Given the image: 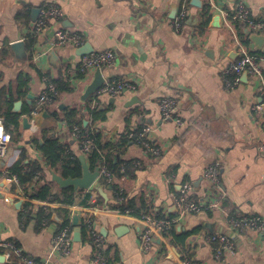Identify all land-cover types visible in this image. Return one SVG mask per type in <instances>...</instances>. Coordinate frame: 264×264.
<instances>
[{"label":"crops","instance_id":"obj_1","mask_svg":"<svg viewBox=\"0 0 264 264\" xmlns=\"http://www.w3.org/2000/svg\"><path fill=\"white\" fill-rule=\"evenodd\" d=\"M46 1L61 6L64 16L51 19L48 27L34 36L39 16L34 20L33 10ZM201 1L203 6L196 7L189 0V15L177 31L171 15L182 0H0V115L9 113L19 120L18 126L12 122L5 125L13 140L0 161V242H16L31 257L49 259L51 264H95V246L81 225H73L69 256L52 251L65 218L56 211L47 217L42 207H66L72 217L77 213L81 221H94L105 238L106 258L122 264H183L184 257L191 258L193 264H264V237L229 223L231 217H264V150H260L264 108L255 109L263 100L260 81L248 73L237 85L228 87L222 75L245 52L264 55V41L257 48L249 28L231 20L239 0ZM244 1L254 18L264 19V0ZM205 7L210 8L208 23L203 17ZM60 28L81 35L84 42L54 47ZM29 37L36 39L35 44L32 50L27 48L26 59L20 58L11 44ZM87 43L93 52L110 49L116 55L111 65L101 67L105 80H129L136 88L119 96L97 98L93 94L82 99L97 70L78 73ZM56 80L73 89L58 91L42 106L36 117L37 131L24 128L23 115L30 114L48 83ZM29 94L34 95L31 102ZM163 97L175 98L184 124L162 116L159 102ZM19 101L20 114L14 111ZM89 105L98 107L105 119L94 121ZM70 108L82 109L84 124L87 120L85 125L101 131L104 142L118 143L129 131L150 126L152 141L161 154H147L144 147L131 141L121 157L132 162L133 173L107 181L119 190L98 178L89 189L77 190L71 206L32 199L14 166L25 149L24 171L34 159L46 165L45 156L33 142L35 137L58 135L75 155L84 154L63 121ZM216 161L221 164L218 191L205 177ZM45 177L54 181L51 172ZM185 183L192 184L189 194L206 205L204 211L180 215L175 197ZM54 187L60 188L56 181ZM89 193L91 199L85 204ZM118 202H129L141 214L173 219L171 230L155 232L152 247L144 249L140 234L145 223L139 216L115 209ZM213 204L217 206L209 207ZM76 230L81 233L77 241ZM211 234H225L234 243L235 252L226 250L217 257L216 243L207 239ZM4 253L1 249L0 264H20Z\"/></svg>","mask_w":264,"mask_h":264},{"label":"built area","instance_id":"obj_2","mask_svg":"<svg viewBox=\"0 0 264 264\" xmlns=\"http://www.w3.org/2000/svg\"><path fill=\"white\" fill-rule=\"evenodd\" d=\"M189 15V0H182L179 5L176 16L171 20V24L177 31H179ZM64 16V11L61 6L55 2L46 1L40 7L39 18L34 24V36H39L49 25L51 19L59 20ZM232 21H236L246 25L251 31L264 34V19H256L252 15L249 5L244 0H239L233 14L230 15ZM83 37L69 29L60 28L56 31L55 39L52 43L54 47L62 46L67 43L80 46L83 43ZM114 51L100 50L85 54L81 57V63L78 68L79 75L86 74L92 68L102 67L104 65H111L115 60ZM244 72H248L260 81V93L262 102L255 105L256 110L264 108V55L245 52L236 61L232 62L223 70V78L228 87H234L240 81ZM135 83L125 79H117L112 81H105L102 87L95 93L99 98L101 95L119 96L125 91L134 90ZM58 93L57 86L53 82H49L47 88L42 92L37 101V106L30 112L29 118L31 129L38 130L36 117L42 112V106L53 99V95ZM159 108L162 116L165 119H173L178 124H184L182 118L178 115L177 102L173 97H163L159 102ZM95 127H91L90 131L82 132L80 125H75L72 130V135L75 139L82 138L81 150L84 154H89L95 147V140L91 133ZM153 129L146 126L139 130H131L128 133V138L134 140L137 144L144 147L147 154L160 155V149L155 146L152 141L150 133ZM12 143V136L5 127V118L0 115V161L7 154V151ZM260 150H264V141L260 145ZM102 153V150H98ZM137 164L140 161H135ZM220 162L212 163L206 170L205 177L210 182L213 190L221 189L220 178ZM28 167V166H27ZM26 167V168H27ZM108 177V180H113L114 176L108 168L107 162L103 161L99 167V176ZM193 189L191 183H185L179 196H176V205L179 208L180 215L190 212H202L205 210L206 205L202 202L193 200L189 194ZM122 194V192H121ZM120 200H123L121 195ZM218 204V203H217ZM217 204L209 205V207L217 206ZM128 210L126 213H130ZM72 215L70 223L62 226L55 236L53 252H60L63 256H69L73 245V221ZM139 218L145 223V227L141 231L140 238L143 248L148 250L153 245V236L155 232L167 233L174 223L173 219L158 218L151 213H143ZM84 221L88 225V231L91 240L95 246L94 263L95 264H122L121 262L109 260L104 254L105 238L97 230L94 221L90 218ZM229 223L238 230H251L260 233L264 237V217L261 215H250L241 217H231ZM207 239L216 243V256L220 257L224 251L228 250L231 253L235 252L234 243L225 234H211ZM5 250V255L12 261L16 260L20 264H51L50 260H39L28 255L23 247L13 241H1L0 250ZM183 264H193V260L188 257L183 258Z\"/></svg>","mask_w":264,"mask_h":264},{"label":"trees","instance_id":"obj_3","mask_svg":"<svg viewBox=\"0 0 264 264\" xmlns=\"http://www.w3.org/2000/svg\"><path fill=\"white\" fill-rule=\"evenodd\" d=\"M203 12V17L205 18L204 22L208 23L210 18V8L205 7ZM35 41L36 39L32 37L26 39L28 50H32ZM53 83L56 84L57 91H69L73 89L69 83H65L61 80H56ZM88 112L92 115L94 121L105 119L103 112L98 110V107L93 108L89 105ZM2 116L5 118V125L8 122H12L15 126L19 125V120L13 117L11 114L7 113ZM84 120L85 115L83 114V110L78 108H70L66 111L63 117V121L65 125L68 126L69 130L72 131L75 125H80L83 133L91 130V126L85 125ZM91 135L95 140V147L88 154L90 167L92 169H96L98 166L100 167L103 161H105L107 162L108 168L115 178L133 173L134 166L132 165V162L125 161L121 157L123 148L130 144L131 141L134 142V140L128 138V134L123 136L118 143L104 142L102 139V133L97 128H95ZM76 141L79 143L80 147L83 146L81 136L80 138L76 139ZM33 142H35L37 147L45 156L46 165L40 160L34 159L33 161H30L29 167L24 171L23 164L28 158L25 149L20 160L14 166V172L17 173L21 185L27 192L30 193V197L32 199H38L50 203H60L66 206L73 205L75 203L77 191L71 186L56 189L54 187V181L46 179L45 174L46 172L54 171L64 178L81 177L83 174V166L80 156L73 153L69 143L61 142L58 135L50 136L44 133L42 137H35ZM99 149L102 150V153L98 151ZM37 175H39L38 178H36ZM100 180L107 185L111 184L115 190H119L117 185L113 184V182H107L108 177H101ZM90 199L91 194L89 193L86 195L84 203L87 204L88 200ZM113 207L124 213H126L128 210H131V214L141 216V212L137 211L136 209L134 210L129 202H118L115 203ZM54 211L64 216L65 219L63 226L70 223V217L72 213L69 208L62 207L52 209L50 207H42V212L47 217H51ZM87 228L88 225L86 222L82 221L81 229L83 230L84 234L87 232Z\"/></svg>","mask_w":264,"mask_h":264},{"label":"water","instance_id":"obj_4","mask_svg":"<svg viewBox=\"0 0 264 264\" xmlns=\"http://www.w3.org/2000/svg\"><path fill=\"white\" fill-rule=\"evenodd\" d=\"M192 4L196 7H202L203 6V2L201 0H192ZM39 12L40 9H34L33 10V19L36 20L37 17L39 16ZM177 12V4H175V6L173 7L172 10V15L171 17L174 18ZM248 33L250 34V39L255 43V46L257 48H261L262 47V43L264 41V34H260V33H256V32H252L250 29L248 30ZM26 41L25 40H18L15 41L11 44L12 49L17 53V55L20 58H27L28 57V51H27V46H26ZM87 47V49H83L82 48V54H89L93 52V49H90V45L87 43L85 45ZM243 75H248V72H244ZM105 77L103 76L102 73V69L101 67H98L95 73V77L93 79V81H91L84 94L82 99L86 100L88 99L90 96H92L93 94H95L101 87L102 85L105 83ZM30 101L31 99H34V95L29 94L28 95ZM21 102H17L15 104V109L14 111L18 114L21 113ZM172 120V119H171ZM22 122L24 125V128H31V123H30V118L29 115H23L22 117ZM87 120L85 121V124H87ZM81 162H82V166H83V174L81 177H76V178H64L63 176L57 174L54 171H51L52 173V178L54 181L57 182V184L60 186V188H65V187H73L76 191L79 189H89L94 182L98 179L99 176V167H97L94 171H92L89 167V165L87 164V158L85 154H82L80 156ZM73 225L78 228L81 224L82 221L79 217V214H74L73 218ZM59 223H61V220L59 221ZM81 233L79 230H76L74 233L75 236V240H80L81 238Z\"/></svg>","mask_w":264,"mask_h":264}]
</instances>
